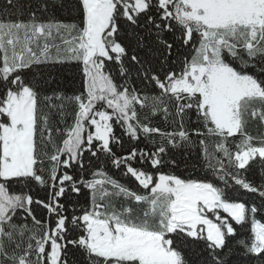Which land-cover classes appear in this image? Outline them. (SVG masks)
<instances>
[{"label":"snow or ice","instance_id":"obj_1","mask_svg":"<svg viewBox=\"0 0 264 264\" xmlns=\"http://www.w3.org/2000/svg\"><path fill=\"white\" fill-rule=\"evenodd\" d=\"M250 120L264 0H0V264H264Z\"/></svg>","mask_w":264,"mask_h":264},{"label":"trees","instance_id":"obj_2","mask_svg":"<svg viewBox=\"0 0 264 264\" xmlns=\"http://www.w3.org/2000/svg\"><path fill=\"white\" fill-rule=\"evenodd\" d=\"M57 18L65 21H69L72 19V17L66 12L57 13ZM60 83L64 93L66 95H71L76 89L79 88V73H77L75 70L66 72L64 74V78L60 81ZM69 108H71V105H69ZM248 131L253 135L264 134V125H260L257 121L250 120L248 124ZM180 172L187 175V173L184 172L183 168L180 169ZM262 175H264V169H261L259 166H257L254 175L255 180L258 182Z\"/></svg>","mask_w":264,"mask_h":264}]
</instances>
